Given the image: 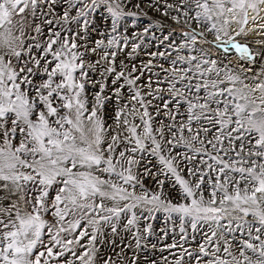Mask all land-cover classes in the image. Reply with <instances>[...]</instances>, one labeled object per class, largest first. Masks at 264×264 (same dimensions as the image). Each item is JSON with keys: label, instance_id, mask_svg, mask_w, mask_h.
<instances>
[{"label": "snow or ice", "instance_id": "snow-or-ice-1", "mask_svg": "<svg viewBox=\"0 0 264 264\" xmlns=\"http://www.w3.org/2000/svg\"><path fill=\"white\" fill-rule=\"evenodd\" d=\"M142 15L0 0V264H160L156 213L166 264H264V0L166 3L182 31L138 67Z\"/></svg>", "mask_w": 264, "mask_h": 264}, {"label": "rangeland", "instance_id": "rangeland-1", "mask_svg": "<svg viewBox=\"0 0 264 264\" xmlns=\"http://www.w3.org/2000/svg\"><path fill=\"white\" fill-rule=\"evenodd\" d=\"M173 0H134V3H140L141 9L146 13V15H142L139 18H131L129 17L126 21L125 32L128 36H131L134 32L143 33L145 27L151 29V33L148 36H143L141 39V48L138 50L137 54L132 58L131 61L125 60L126 63H135L138 67L143 63L152 59L149 53L157 52L158 50L163 49V45L161 44L162 36H166L169 33V30L174 29L175 33L179 35L182 31L181 25L174 24L172 20L168 16L163 15V11L165 9L166 3H172ZM157 8L159 10H157ZM171 14V10H169ZM163 25V27H160ZM95 26L99 31H103L108 26V17L106 13L100 11L95 16ZM101 37L97 32H93L90 41L100 39ZM259 37L254 34L249 37V39H258ZM131 44V41H130ZM125 51H128L127 49ZM98 58L97 56H93V59ZM124 54H119L117 56V63L121 60H124ZM156 63L155 61L153 62ZM160 63H164V61H160ZM167 67V64H165ZM153 71H157V68H153ZM148 73H145L147 77ZM155 163V161H153ZM147 183V181H146ZM147 223H151L153 228V235L147 238L148 250L147 252H140L141 260L144 259L145 256L158 260L160 264H166L163 260V257L167 256L169 260L173 259L169 255V250L166 248V245L175 242L180 239V235L178 232V225L170 222L167 216L164 213H156L155 218L149 219L146 221ZM175 228L174 232L172 229ZM122 238H117V241L120 242ZM199 240V235H197V241H190L185 244L186 247H189L196 251V242ZM156 245L155 248L152 245ZM161 249H164L161 251ZM171 251H176L175 249ZM187 259V258H186Z\"/></svg>", "mask_w": 264, "mask_h": 264}]
</instances>
